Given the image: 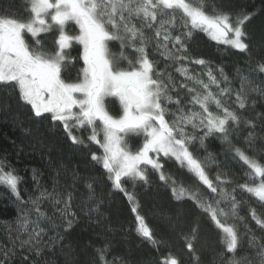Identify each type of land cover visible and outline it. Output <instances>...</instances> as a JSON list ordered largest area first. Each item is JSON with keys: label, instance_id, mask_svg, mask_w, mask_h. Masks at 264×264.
I'll use <instances>...</instances> for the list:
<instances>
[{"label": "snow or ice", "instance_id": "snow-or-ice-1", "mask_svg": "<svg viewBox=\"0 0 264 264\" xmlns=\"http://www.w3.org/2000/svg\"><path fill=\"white\" fill-rule=\"evenodd\" d=\"M23 5L25 15L13 12L11 4L0 6V90L15 93L18 102L29 107L32 119L62 127L73 145L87 147L86 141L99 145L102 152H92L91 161L101 165L111 187L127 197L137 236L157 250L167 241L156 238L141 214L136 193L125 187L127 182L133 187L149 185L150 171L175 200L191 201L198 210L190 217L178 212L168 218L191 254L192 264H203L196 245L203 240L205 222L218 231L223 264H264V236H257L240 214L247 201L235 195L237 190L246 192L264 207V163L258 158L264 147H255L258 138L264 141L256 132L264 113L244 115L249 107L255 110L257 101L252 96L264 99L260 79L264 58L253 66L252 37L246 30L252 14L230 10L227 0H23ZM197 32L217 45L247 54L248 72L237 67L230 79L220 67L218 79L209 61L189 51L188 42ZM113 42L118 43V51L110 47ZM74 44L80 46L77 56L72 55ZM161 60L166 62L163 68L158 67ZM81 61L76 78H65L64 73ZM173 65L181 81L167 70ZM189 65L207 71L194 74ZM233 79L239 81L238 89L231 86ZM232 95L240 111L226 105ZM109 98L118 102L119 114L109 109ZM244 129H249L243 136L247 147L241 148L233 137L239 140ZM79 130L88 131V136L76 135ZM131 137H142V143L133 148ZM209 137L227 146L223 163L207 151ZM228 159L246 166L244 183L229 177ZM166 161H174L180 174L167 172ZM213 166L216 173L210 176ZM38 176L33 169L38 194L25 199L19 187L23 177L0 160V186L6 187L18 207L15 227L7 226L11 246L0 247V264H14L18 253L20 264H47L45 249L61 243L79 222L80 216L72 210L75 174L63 185L54 179L51 191ZM95 183L94 178L85 182L87 191L81 194L78 207L88 223L103 228L102 201ZM201 186L209 196L201 192ZM45 202L50 212L42 207ZM248 213L264 232V215L250 205ZM50 231L53 234L45 240ZM245 241L248 252L237 256ZM111 247L105 237L95 248L99 264H116L119 258L108 259ZM161 264L181 261L169 253Z\"/></svg>", "mask_w": 264, "mask_h": 264}, {"label": "trees", "instance_id": "trees-1", "mask_svg": "<svg viewBox=\"0 0 264 264\" xmlns=\"http://www.w3.org/2000/svg\"><path fill=\"white\" fill-rule=\"evenodd\" d=\"M9 4L12 5L13 12L21 15L26 14L23 11V0H0V6H8ZM227 5L232 11L252 14L251 21L246 24V30L252 37L251 56L253 66H255V61L264 58V0H227ZM73 30L78 31V29ZM48 43L50 47V39ZM188 46L192 56L209 61V67L212 68L218 79V69L220 67L224 69L230 79L234 78L237 67L244 72H248V67L245 63L248 60L247 54L239 53L238 50L227 48L224 45H217L204 33H195L192 40L188 42ZM110 47H112L113 51L119 50L116 42H113ZM79 49L80 46L74 44L72 55L77 56ZM155 58L160 59L159 56ZM165 63V61L161 60L158 67L163 68ZM81 66L82 61L76 63L74 69L69 68L64 73L65 78L74 80ZM189 67L194 74H203L207 71L206 68L199 65H189ZM167 70L173 74L177 81L183 79L175 72L174 65ZM251 75L255 78L256 73ZM202 78L207 81L206 76L202 75ZM260 79L264 80V75ZM257 82H260V80ZM223 86L222 84L221 87ZM231 86L234 89H238L239 81L233 79ZM181 95H184V90H182ZM251 99H256L257 101L255 110L249 107L244 112V115L251 118L256 113H264V99L255 95ZM109 100L112 101L108 105L111 112L119 114L118 102L115 101V98H109ZM226 105L236 109L234 95L227 99ZM168 118L171 119V117ZM262 124H264V120L257 121L256 132L258 136H264V130L261 128ZM248 131L249 129H244L239 140L233 137V143L241 148H246L243 136ZM87 132L79 130L75 134L86 138L88 136ZM199 134L197 133V135ZM140 143H142V137L129 138V144L133 148ZM86 144L87 147L73 145L63 132L62 127H54L49 120L37 121L32 119L29 107L22 106L18 102L15 93H12L10 89L0 90V160H6L23 177V181L19 185L22 196L27 199L30 194H38L35 192V185L32 179L33 169L38 170L40 184L49 191L52 189L54 179L59 180L60 184L63 185L65 181L70 182L74 174L76 176L72 210L76 211L80 216L79 222L70 232L64 235L61 243L54 246L51 250L45 249L43 260L47 264H99L95 248L101 246L106 237L112 244L108 259L119 258L116 264H120L121 260L124 264H161L162 259L169 253L178 257L181 264H192L191 254L185 248L178 233L169 226L168 219L169 217H175L178 212L189 217L198 214V210L193 207L191 201L175 200L170 189L165 187L159 181L158 175L151 171L149 172L150 184L147 186L137 184L133 187L131 182L125 183L128 191L136 193L140 202L141 214L146 217L149 227L153 230L156 238L167 241V245H162L157 250L147 241L137 236L134 214L131 212V205L127 197L124 193L113 189L102 166L91 161V153L97 152L99 145L88 144L87 141ZM205 144L207 151L215 153L220 162L223 163L226 160V145H222L215 137H209ZM194 147L199 148V145L196 144ZM255 147H264V141L258 138ZM248 151L249 154H252L251 149H248ZM99 152H102L101 149H99ZM204 154V150L201 149L200 155L203 156ZM258 158L264 163V153L259 154ZM227 164L226 170L229 177L238 183H244L246 166L242 168L240 163H234L231 159L227 160ZM165 170L173 175L180 174V170L174 161H166ZM209 173L210 176L215 175V166L209 169ZM90 178L95 179L96 194L102 201L103 228L88 223L78 207L81 194L87 191L85 182H88ZM185 179L187 180L188 178L185 177ZM226 187L230 188L231 185H226ZM201 192L205 196H209L207 189L203 186H201ZM235 195L238 200L247 201V204L242 207L240 214L245 217L257 236H264V232L258 229L255 222L251 220L248 206L255 208L261 215H264V207L246 192L237 190ZM42 207L46 211H51L47 202ZM17 215L18 207L15 198L6 187L0 186V247L11 246L7 226L15 227L14 222ZM204 219L206 221V218ZM109 228H111V232L108 231ZM52 234L50 231L44 239L47 240L48 236ZM202 237L203 240L196 247L203 264H223L221 257L218 255L223 251V247L219 243L218 231L205 222L202 229ZM205 241L207 242L206 248L204 245ZM246 252H248V249L245 241L244 247L237 252V256L244 255ZM19 255L20 253L17 254L14 264H20Z\"/></svg>", "mask_w": 264, "mask_h": 264}, {"label": "rangeland", "instance_id": "rangeland-1", "mask_svg": "<svg viewBox=\"0 0 264 264\" xmlns=\"http://www.w3.org/2000/svg\"><path fill=\"white\" fill-rule=\"evenodd\" d=\"M88 134H89V132H87ZM101 151H102V149H101Z\"/></svg>", "mask_w": 264, "mask_h": 264}]
</instances>
